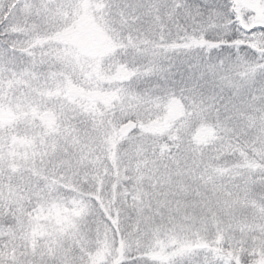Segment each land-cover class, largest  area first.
<instances>
[{"label": "snow or ice", "instance_id": "obj_1", "mask_svg": "<svg viewBox=\"0 0 264 264\" xmlns=\"http://www.w3.org/2000/svg\"><path fill=\"white\" fill-rule=\"evenodd\" d=\"M0 264H264V0H0Z\"/></svg>", "mask_w": 264, "mask_h": 264}]
</instances>
